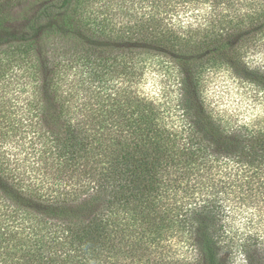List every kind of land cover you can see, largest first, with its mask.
I'll use <instances>...</instances> for the list:
<instances>
[{"label":"trees","instance_id":"trees-1","mask_svg":"<svg viewBox=\"0 0 264 264\" xmlns=\"http://www.w3.org/2000/svg\"><path fill=\"white\" fill-rule=\"evenodd\" d=\"M248 214L264 0H0V264H252Z\"/></svg>","mask_w":264,"mask_h":264},{"label":"rangeland","instance_id":"rangeland-1","mask_svg":"<svg viewBox=\"0 0 264 264\" xmlns=\"http://www.w3.org/2000/svg\"><path fill=\"white\" fill-rule=\"evenodd\" d=\"M20 9L21 7L14 8L15 13ZM171 81L172 79L163 78L158 72H152L148 74L141 88L148 94L159 96L161 94L174 91L172 86H169ZM166 85L169 89L163 92L162 90H164ZM245 90L247 89L238 87L235 77H231L226 73H219L215 75L212 78L209 86V92L212 94V96L222 100L221 103L224 102L225 104H228V106L233 105L236 100V102H238V100L241 99L242 92ZM171 97H174V93L171 95ZM237 226L240 230V236L242 237L244 235L248 241L250 250L249 257L252 264H264V234L262 236H259L258 234L257 229L259 225L257 219L251 214H248V218L246 220L241 221L239 219L237 221ZM263 229L264 228L262 227V230Z\"/></svg>","mask_w":264,"mask_h":264}]
</instances>
